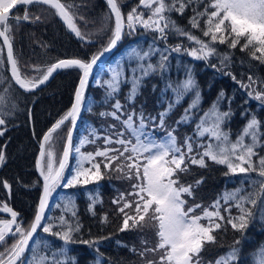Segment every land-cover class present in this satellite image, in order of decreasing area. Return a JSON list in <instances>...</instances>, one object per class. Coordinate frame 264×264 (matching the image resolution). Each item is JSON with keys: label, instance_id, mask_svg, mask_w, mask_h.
<instances>
[{"label": "trees", "instance_id": "trees-1", "mask_svg": "<svg viewBox=\"0 0 264 264\" xmlns=\"http://www.w3.org/2000/svg\"><path fill=\"white\" fill-rule=\"evenodd\" d=\"M119 1L122 2L124 10H126L131 0H116L123 13L124 10ZM96 2L99 5V7L96 6L97 9H102V12H109L106 0H95V4ZM76 5L79 6L78 4ZM194 7H196L195 4L189 5L183 15L175 11L169 15L178 27L207 42L210 37L203 36L201 29L193 28L190 23V18L194 15L192 10ZM197 10L202 11L203 5ZM89 11H91V15L89 12L88 15L94 18L95 11L93 9ZM126 17L124 16L125 24ZM9 23L12 24V21L9 20ZM22 23L25 24V22ZM22 26H16V31L11 29L12 32L15 31L17 33L18 45L14 42L16 40L10 38L14 57L17 59L21 73L23 71L24 74L38 76L39 74L34 69H31L33 66H38L41 72H46L47 68L58 57V54L84 62L89 61L87 59L93 55L92 50L86 47L88 46L89 37L80 40L73 39L68 29L64 26H60L59 29L61 30H54L53 33L50 32L51 30L47 29L46 31L44 27L42 28L43 33H46V44L52 46L49 52L44 51L42 47H34L29 42H25L23 46L21 40L24 38V33L34 32V30H31V25ZM201 27H205L203 19H201ZM95 28L97 34H105L110 31L108 26L102 30L100 27ZM125 28L127 29L126 26ZM128 33H131L130 36L135 34L134 31H129ZM140 34L143 35L140 31L135 35L139 36ZM125 35L126 33L123 37ZM147 36L149 40L148 46L154 50L150 51L152 54L149 57L143 59L144 62H141L145 67L147 66L145 64L156 60V54L161 57V53H163L167 58L172 57L169 54L174 52L171 51L174 44L178 46L182 42L194 43L189 41L187 36L177 35L175 32H171L166 41L159 39V36L153 34V31L148 32ZM170 38H173L171 44H169ZM125 39L127 38H123L121 43L132 42L134 44L137 42L136 39L131 37H128L129 41ZM243 42L244 40L241 38V44ZM212 47L217 51L223 52L230 59L222 63V61L215 60L216 56L212 59L213 54L209 56L208 62L205 60L201 65H198V63L194 64L195 66L198 65L199 70L194 73V77L197 80L194 82L195 87L185 93L178 104L175 103V93L169 85L182 84L188 79L183 74L178 73L183 71L173 69L172 72H164L155 64L156 70L154 72H151L148 76H142L141 64L139 66L135 64L137 68L134 67L132 70L129 68V64L118 61L115 56L108 58V60L97 67L96 72L89 78L84 89L82 115L72 135V150L69 153L68 165L63 173L64 181L60 183L49 197L50 203L45 211V219L42 221V226L47 224L54 226L53 233L61 231L62 228L67 230L68 225H61L60 223L59 218L63 216L72 228L75 229L78 226L79 230L71 233L73 242L65 244L61 237L45 233L41 227L35 234L36 237L33 243L30 242L31 247L36 249L37 254L43 253L44 256L48 257L49 264L53 260L52 253H56L60 260L66 261V264H147L148 259L157 260L159 255L162 254L161 252L159 254L157 252H147L146 256L143 257L139 254L144 251L141 250L142 248L156 247L158 239L154 237V233H150V238H147L142 233L141 236L139 235V232H143L142 228H135L136 232L133 229L120 230L124 215L118 211L121 205L113 203V200L120 198L121 193L125 194L127 200H133V196H127L126 194L133 191L132 184L136 182L134 179L129 180L121 172L105 169L103 163H101V179L90 180L87 184L81 182L72 187H64V182L75 175V170L79 167L80 153H95L96 150H103L106 147H120L115 144L106 145L104 137L112 135L115 131H122L123 126L110 115H100L102 112L111 113L115 111L113 104L116 100H119L123 106L121 120L127 119L128 115L135 113L134 119L139 123V115L143 112L148 124L145 130L159 138L161 134H164L162 132L176 129L175 134L177 135L178 143H180L184 142L185 138L189 136L194 141L201 140L195 135L196 123L199 122V118L213 104L217 103L218 97L223 92L224 96L219 100L218 108L220 111L230 113V116L222 125L223 130L229 133L230 138L234 141L253 116L261 122L260 130L264 133V104L249 97V90L242 88L240 83H238V81H243V83L247 84L249 76H252L257 81L264 80V64L251 57L249 54L250 49L241 51L240 44L233 49L227 43L220 44L216 42L212 44ZM120 48L122 49V47ZM146 50L149 52L148 48ZM217 51L215 54L220 55ZM114 53L118 54V49ZM0 58L4 61L3 64H0V90L6 87V82H10L14 86V95L16 97L14 101L15 109L4 116L6 124L0 125V130L3 131V135H0V154L4 156L3 161H0V201L4 204H11L14 211L20 214L18 217L16 216L18 221L24 224V220L27 221L35 212L41 193L42 182L35 170L40 137L46 131L47 126L61 117L71 105L70 96L76 87L77 70L79 68L70 66L61 69L48 82H45L43 87L34 91H25L11 81L10 64L7 62L6 53L1 43ZM114 71L123 73L119 77V91L109 97L106 81H108V76L111 79ZM226 73H230V75ZM191 74H193L192 71ZM133 76L142 78L134 99L129 100ZM233 76L236 78L235 80ZM254 87L261 89L264 88V84L257 83ZM197 92L200 97L197 107L190 109ZM0 94L4 93L0 92ZM170 102L174 106L165 120V126L161 128L159 127V114L168 111ZM186 109H190V113L193 116L192 121L177 125L176 122L181 120ZM29 111H31V119L28 117ZM150 118H156L155 122ZM113 125H115V128L112 127ZM61 126H63L62 130L52 135L57 139L60 154L62 152V143L69 129L67 122ZM91 133H95V135L93 136ZM126 135L129 134L126 133ZM85 138L90 141L94 140V143L81 144V141ZM202 142H207V135L202 138ZM245 142L250 143V138L245 137ZM261 142L264 143V136L261 137ZM46 145L47 141H43V148ZM76 147L80 148V153L75 151ZM200 150L202 151L203 149ZM256 151L264 155V148L258 147ZM112 154L109 153V155ZM104 159V157H95L92 162L99 163L104 161ZM257 159V157H253L254 162ZM205 160L206 167L190 165L187 172L178 173L181 184L193 186V195L190 197L186 196V198L190 199V203L187 202V204L191 206L201 205L200 213L197 212V214H201L202 208L212 210L211 205L215 201L220 200L221 215L227 217L228 213L224 211L226 205H224L222 199L224 194L239 187H244L250 191L252 189L248 185L241 184L245 174H234L226 164H217L208 158H205ZM117 163L119 162L117 161ZM83 166L90 168L91 163L85 161ZM112 167L114 169L116 164H113ZM248 175L258 178L256 172H250ZM198 180L201 183L197 185L196 181ZM81 181H83V177H81ZM5 184L8 185L7 188L4 186ZM256 188L258 189L259 186L257 185ZM229 203L232 202L230 201ZM66 205L67 207H65ZM246 206L255 213L254 217L249 221L248 227L237 231L230 224L224 222L222 228L215 230L213 233L216 236V242L206 243L200 253L201 264H211L210 260L226 254L232 248L237 249L239 257L234 264H253V253L264 247V219H261L256 208H252L251 205ZM125 211L134 214L132 209H126ZM195 214L193 213V215ZM237 214V209L233 207L232 215L235 216ZM205 221L203 220V222ZM143 228L145 230H154L151 223ZM247 232L251 234V238L245 236ZM135 237L136 239H134ZM140 237H143V240ZM6 238L8 241L11 240L9 236ZM236 241H239V243H236ZM132 249L136 251L134 252ZM21 259L25 261L31 260V251L26 250Z\"/></svg>", "mask_w": 264, "mask_h": 264}, {"label": "snow or ice", "instance_id": "snow-or-ice-1", "mask_svg": "<svg viewBox=\"0 0 264 264\" xmlns=\"http://www.w3.org/2000/svg\"><path fill=\"white\" fill-rule=\"evenodd\" d=\"M107 3L111 13L115 16V27L107 46H104L100 52L94 54L87 62L79 59L60 60L49 66L46 72H41L38 66H33L34 71L39 75L29 78L21 75L17 59L13 54V46L9 36L11 31V25L9 24L10 9L17 8L18 5L25 6L22 18L16 16L15 13L12 14L15 17L16 25L19 26L21 19L28 22L41 20L39 15H30L27 6L34 4L47 5L55 9L56 13L77 37L81 39H85V37L73 23V16L70 14L71 5H66L61 0H0V37H3L4 43L7 45V62L10 64L11 80H14L15 85L25 91H30L48 81L57 69L75 66L82 70L72 109L50 129L44 136V141H48L65 121L70 120L73 126L76 124V118L81 111V104L84 99V89L89 77L93 74L94 67L98 65L101 57L122 39L125 26L130 32L135 31L137 25L145 30L157 32L159 39L163 41L167 40L171 32L187 36L189 41L199 45V48L185 49L189 55L196 59H207L215 54L217 50L212 47V44L218 42L220 44L227 43L233 49L240 44L241 51L250 49L249 54L251 57L264 64V0H139L140 5L148 10L147 15L144 11H137L136 8H133L127 14L126 24L116 0H107ZM192 4H195L196 7L192 9L194 15L190 18V23L193 28H200L203 36L210 37L207 42L178 27L169 15L173 11L183 15L185 9ZM201 5H203V10L198 11L197 9ZM201 19H203L205 25L203 28L201 27ZM241 38L244 40L242 44ZM180 50V46L171 49L175 52ZM151 54V52H146L139 58L143 60ZM229 59V56H224L222 63ZM165 61H167V56L161 53L160 69L165 67ZM3 63V59L0 58V64ZM225 66L227 65L225 64ZM140 68L142 76H148L156 70L151 63L146 67L141 64ZM226 74L230 75V73ZM119 77L120 73L114 71L111 79L106 81L109 97L119 91ZM141 78L133 76L129 100L134 99ZM233 79L236 78L233 76ZM238 83L242 88L249 90V97L264 104V88L257 89L254 87L257 83L264 84V80L257 81L249 76L247 84L243 81H238ZM169 87H172L175 93V103L178 104L184 94L195 87V84L189 76L182 84L169 85ZM0 92L4 93L0 94V109H3L0 110V125H5L4 116L10 114V111L16 107L14 103L16 98L14 86L10 82H6V87ZM223 96L222 92L217 103L213 104L196 123L195 135L201 138L200 141H194L189 136L185 138L183 144H180L175 134L176 129L168 130L165 138H157L145 131L148 124L143 112L139 115V123L134 119L135 113L128 115L127 119L121 120L123 106L119 100H116L113 104L115 111L111 113L102 112L100 115H110L123 126L122 131H115L112 135L104 137L106 145L115 144L120 147H106L103 150H96L95 153L90 152L87 154L80 153L79 147L75 148V151L80 153L79 167L75 170V175L64 182V187H72L81 182L87 184L90 180L101 179V163H103L105 169L121 172L127 179L136 181L132 184L133 191L126 194L127 196H133V200H127L125 194L121 193L120 198L113 200V203L121 205L118 211L124 215L121 231L143 228L149 223L156 229V235L158 236L156 247L145 248L139 254L142 257L146 256L147 252H161L162 254L157 260H148L147 264H201L200 253L206 243L216 242V236L213 233L215 230L221 229L224 222L230 224L237 231L248 227L249 221L255 213L246 205L256 208L261 219H264V179H261L264 178V155L256 151L258 147L264 148V143L261 142V137L264 136V133L260 130L261 122L253 116L233 141L229 133L222 128L225 120L230 116L229 112L220 111L218 108L219 100ZM199 99V93L197 92L190 109L197 107ZM173 106L170 102L168 111L159 114V127L163 128L165 126V120ZM190 109L185 110L184 116L176 122L177 125L192 121L193 116ZM89 110L91 109L89 108ZM150 119L155 122L156 118ZM112 127L115 128V125ZM126 133L129 135H126ZM0 135H3L2 130H0ZM91 135L94 136L95 133H91ZM206 135L207 142L205 143L202 142V138ZM245 137L250 138L251 142L246 143ZM84 143H94V140L90 141L85 138L81 141V144ZM71 150L72 132L69 131L67 147L63 150V159H60L58 167L54 168L52 152L49 151L47 153L48 159L44 160L46 154L43 145L41 146L40 157L43 163L38 161L37 166L44 178V190L38 211L34 221L26 229L16 222L17 213L7 209L11 212L12 220H0V264H18V262L19 264H49L48 257L38 255L36 249L30 245V241L34 239L33 234L41 227L43 232L61 237L65 244L73 242L71 233L78 231V226L75 229L72 228L63 216L59 218L60 223L61 225H68L67 230L62 228L61 231L53 233V225L42 226L48 198L64 181L65 162ZM109 153L113 154L109 155ZM95 157H104L105 159L102 162L93 163ZM253 157H257V161L254 162ZM205 158L217 164H226L234 174H245L241 184L248 185L252 189L250 191L244 187H239L224 194L222 199L224 205H226L224 211L228 213L227 217L221 215L220 200L211 205L212 210L202 208L201 214L193 215L196 208H201L199 204L186 207L187 200L184 197L193 195V186L181 184L178 173L187 172L190 165L206 167ZM3 159L4 156L0 154V161H3ZM85 161L91 163L90 168L83 166ZM113 164H116L114 169ZM250 172H256L258 178L249 176ZM81 177H83V181H81ZM199 183L201 181H196L197 185ZM257 185L259 186L258 189L256 188ZM4 186L8 187L7 184ZM230 201L232 203H229ZM233 207L238 212L235 216L232 215ZM126 209H132L134 214L126 212ZM203 220H206L207 223H201ZM13 224L16 225L14 231ZM9 233L13 238L11 244L6 240V235ZM236 243H239V241H236ZM26 250L32 252L31 260L21 259ZM132 250L136 251L135 249ZM52 256L51 264H66V261L60 260L56 253H52ZM238 258L237 249L232 248L226 254L221 255L215 261V264H234ZM253 264H264V247L253 253Z\"/></svg>", "mask_w": 264, "mask_h": 264}, {"label": "rangeland", "instance_id": "rangeland-1", "mask_svg": "<svg viewBox=\"0 0 264 264\" xmlns=\"http://www.w3.org/2000/svg\"><path fill=\"white\" fill-rule=\"evenodd\" d=\"M85 1H86V3H85ZM61 2L65 3L66 5H71L70 14L73 16V23L76 25L77 29L81 32V34L84 37H87V38L89 37L88 38L89 39L88 40V46H86V47H87V49H91L92 50L93 55L97 54L98 52H100L104 46H107L109 38H110V36L112 34V30L115 27V17L111 13V10H110V7H109L108 4H106V5L108 6L109 12H107V11L106 12L105 11L102 12V9H99V8L97 9L96 8V6L99 7V5L97 4V2L95 4V0L94 1H92V0H61ZM119 3L122 5L121 1H119ZM75 4H78V5L80 4V5L79 6H77V5L75 6ZM118 6L120 7V5H118ZM17 7H18V9L16 8L15 10L13 9L11 12H9V20L12 21V24H10V23L9 24L11 25V29H13L15 31H16V26L17 25H16L15 17L12 14L15 13L16 16H19V17L22 18L23 15H24L25 6L24 5H18ZM27 7L29 8V14L30 15H39L41 17V20L40 21H35V22H28V21H23V19H21L20 24L17 27H20L21 25H23L22 27H25L26 25H28V26L31 25L30 26V28L32 27L31 30H34V32L31 31L30 33L29 32H25L24 33V38H22V40H21L23 46L25 45V42H29V43H31L30 45H32L34 47H38V48L42 47L44 49V51L49 52L52 49V46H48L46 44V42H45V41H47V39H45L46 33H43V30H42L43 27L45 28L46 31L48 29V30H51L50 31L51 33H53L54 30H61V29H59L60 26H62V27L64 26L66 29H68V32L70 33V35H72L71 37L73 39L74 38L77 39V40L81 39V38L77 37L76 34L71 30V28H69L68 25L64 22V20H62L60 18V16L56 13L55 9H52L51 7H49L47 5H43V4H34V5H31V6H27ZM122 8H123V5H122ZM133 8H136L137 11H144L146 15L148 13V10L144 9L143 6L140 5L139 0H131V2L129 4V6L127 7V9L124 10V8H123V10H124L123 13H122L123 16H127V14L130 13ZM90 9H93L95 11L94 18H91L88 15V12L91 15V11H89ZM102 17H103V20H102ZM22 22H25V24L22 23ZM106 26L110 27V31H107L105 33L106 35L105 34H97L96 33L97 30H95L96 29L95 27H100L101 30H102ZM15 31H13V32L10 31L9 36H10V38H13L14 40H16L14 42L17 43V45H18L17 33H15ZM139 31L143 35H141V34L139 36L135 35ZM128 32H129L128 29L124 28V33L122 35V39L118 42L117 47H116L118 49V54H116L117 52L116 53L111 52L110 54L108 53V56L104 60H108V58H111V57L115 56V59H118V61L124 62L125 64H129V68L132 69L134 67L137 68V66L142 64L141 62H144V60H141L139 57L147 52V50H146L147 48L149 49V52L154 50V49L152 47L148 46L149 40H148L147 34H148V32L150 33L152 31L145 30L143 27H140L139 25H137L136 30L134 31L135 34L130 36L131 33H128ZM125 33H126L125 37L127 39H128V37H131L132 39H136L137 42L134 43V44L132 42H126L125 44L121 43L123 38H125V37H123ZM153 34H156V35L159 36V34L157 32H153ZM60 35H62V34L60 33ZM174 38H176V37L174 36ZM127 39H125V40H127ZM172 39L173 38L169 39V44L172 43ZM128 41H129V39H128ZM0 43H1L2 47H3L4 52H5L4 45L1 42V39H0ZM186 43L182 42V44H180V45L178 44V46H180V48H181V50L179 52H175L174 51V52L169 54L172 57L167 58V61L164 62L165 63V67L163 69H161V71H164V72H169L170 71V72H172L173 69H176L177 71H183V72H178V73L179 74H183V76L187 77V78H189V76H190L191 79L195 82L197 80H196V77H194V73L199 71L198 70V65H201L202 63H204L205 60H207V62H208V59H210V57H208L207 59H196V58H194L193 56L189 55L187 53V51H185V49L199 48V45H197L195 43L191 44L189 42H186ZM129 44H131V46H129ZM120 47H122V49ZM173 47H176V45L174 44ZM217 52L220 55L214 54L212 59L216 56V58H215L216 61H222L223 57L226 54H224L221 51H217ZM57 56L58 57L53 61L52 64L57 63V61H60V60L70 59V58H68L66 56H62V55H59V54ZM6 57H7V54H6ZM155 58H156V60H153V62L151 64H153V65L157 64V67H159V65L161 63V57H160V55L156 54ZM90 59L91 58H89L87 60H90ZM196 63H198L197 66L194 65ZM135 64L137 66H135ZM148 64H145V65H148ZM31 69H33V68H31ZM61 69H64V68H60V69H57L56 71H54V74L50 77V79L53 76H55V74L58 73ZM191 71L193 72V74H191ZM77 72H78V78H77L76 82L78 83V80H80L81 76H82V70L79 69V70H77ZM95 72L96 71H94L91 76H93ZM121 73H123V72H120V74ZM21 74L24 75V76H28L29 78L33 77L30 74H24L23 71H22ZM10 75H11V72H10ZM0 78H1V76H0ZM107 78L109 80L110 76H108ZM11 81L15 84L14 80H11ZM77 83H76V87H77ZM41 87H43V85L42 86L39 85L35 89H39ZM76 87H75L74 91L72 92V94L70 96V104L71 105L67 108L66 112L61 117L57 118V120H55L50 125H48L47 129H49L51 126L56 124L57 121L62 119L65 116V114H67L68 110L71 109L72 103L75 102V93H76V90H77ZM82 102H83V100H82ZM81 109H82V104H81ZM28 113H29L28 117L31 119L32 118L31 117V111H29ZM80 114H81V111H80ZM81 115H80V118H81ZM66 122H67V124L69 126V129H70V127H71L70 126L71 125L70 120L65 121V124H66ZM62 128H63V126H61L59 129H57L56 132H54V133H57L58 131L62 130ZM49 131L50 130H47V133ZM145 131H147V130H145ZM162 133H164V134H161L159 136V138H165L166 137L167 132H162ZM66 136H67V134H66ZM66 138H65V140H66ZM56 140L57 139L55 137H53V136L50 137L49 140L47 141V145L45 146V148H43L44 151H45V154H46L45 157H44V160L48 159L47 153L49 151L52 152V154H53L52 159H53L54 168L58 167V161L61 159V154L59 153L60 149L58 148V142ZM65 140L62 143V152H63V146H64V143H65ZM180 144H183V142H180ZM42 145H43V140L41 141V138H40L38 149ZM38 155H39V153L37 154V157H36L37 161L35 163V170H36V164L38 162V159H37ZM58 158H60V159H58ZM39 159L41 161V157ZM41 162L43 163V161H41ZM68 162H69V158L65 162V165H66L65 169H66V167L68 165ZM36 173H37V170H36ZM37 176H38V178L41 181V178L38 175V173H37ZM41 182H42V186H41V190H40L41 193L39 195V198H38V201H37V206H36V209H35V212L33 213V215L31 217H29V219L27 221L24 220V224H22L17 219V217L20 214H17V217H16V222L20 223L21 226L26 228V229L29 228L31 223L34 221V217L36 215V210H37V207H38V204H39L38 202H39V200L41 198V195L43 194L44 182L43 181H41ZM7 197H9V196L7 195ZM184 198L187 200L188 203H190V199L189 198H186V196ZM2 201H4V200H2ZM49 203L50 202H49V198H48V204H47V206L45 208V211L47 210V208L49 206ZM186 207H192V206L190 204H186ZM7 209H11V211H14V209L11 207V204H4L3 202L1 203V201H0V220H5V221H11L12 220L11 212L8 211ZM200 209L201 208H196L195 213L196 214H197V212L200 213ZM44 215H45V213H44ZM201 223H205L206 224L207 221H205V222L201 221ZM15 226H16L15 224L12 225L13 231L15 229ZM39 229L40 228H38L37 231ZM142 230H143V232L137 231V232H139L140 236H141V233H142V235L144 237L150 238V233H154V237L158 239V236L156 235V229L155 228H154V230L153 229L145 230L144 228H142ZM133 231L136 232V230H134V229H133ZM35 234H34V238L36 237ZM137 234H135V235H137ZM139 235H138V237H139ZM8 236L11 239L8 242H9V244H11L13 242V238H12L10 233L7 234L6 237H8ZM245 236L250 237V238L252 237L249 232H247ZM134 239H136V237ZM140 239L143 240V237H140ZM6 240H7V238H6ZM33 240L30 241V242L33 243ZM34 245H36V244H34ZM141 250H144V249L142 248ZM157 253L159 254V252H157ZM31 255H32V252H31ZM38 255L44 256L43 253L42 254H38ZM218 258L219 257H216L213 260H210L212 262L211 264H215V261ZM143 260H146V259H143ZM148 260H150V259H148ZM141 262H142V260H141Z\"/></svg>", "mask_w": 264, "mask_h": 264}, {"label": "water", "instance_id": "water-1", "mask_svg": "<svg viewBox=\"0 0 264 264\" xmlns=\"http://www.w3.org/2000/svg\"><path fill=\"white\" fill-rule=\"evenodd\" d=\"M106 3H107V0H106ZM108 4V3H107ZM9 11H12V9H10ZM113 16H114V14H113ZM115 17V16H114ZM0 39H1V42L3 43V45H4V49H5V53L7 54V45L4 43V40H3V37H0ZM119 42V41H118ZM118 42H117V44H118ZM117 44H116V46H117ZM115 46V47H116ZM115 47H113L109 52H106L102 57H101V59H100V61H98V64L100 63V62H102L104 59H106V57L108 56V53L110 54L111 52H113L114 50H115ZM65 60H71V59H65ZM58 62V61H57ZM97 66H95L94 67V70H95V68H96ZM54 74V72L52 73V75ZM51 75V76H52ZM50 76V77H51ZM49 77V78H50ZM79 83H80V80H78V83H77V89H78V87H79ZM42 85H44V84H42ZM42 85H40V86H42ZM72 105H73V103H72ZM71 109H72V106H71ZM71 109H69L68 110V112L71 110ZM67 112V113H68ZM66 115V114H65ZM80 113L78 114V116H77V118H76V124L73 126L72 124L70 125L71 127H70V129L68 130V132L69 131H71L72 132V135H73V133H74V131H75V129L77 128V124H78V121H79V118H80ZM61 120V119H60ZM59 120V121H60ZM58 122V121H57ZM55 125V124H54ZM54 125L53 126H51L49 129H46V131L42 134V136L40 137L41 138V141L43 140L44 141V136L47 134V130H50V129H52L53 127H54ZM68 132H67V135H68ZM67 137V136H66ZM72 138H73V136H72ZM65 147H67V138H66V140H65V143H64V146H63V150H64V148ZM40 152H41V147L39 148V155H38V161H40ZM61 159H63V152L61 153ZM36 170H37V173H38V175L40 176V178H41V181H43L44 182V178H43V176L41 175V170H40V168L37 166V164H36ZM43 195V194H42ZM42 195H41V197H42ZM40 200H41V198H40ZM40 200H39V204H40ZM39 204H38V207H39ZM38 207H37V210H36V213H37V211H38ZM35 234V233H34ZM34 234H33V237H34ZM22 258V257H21Z\"/></svg>", "mask_w": 264, "mask_h": 264}, {"label": "bare ground", "instance_id": "bare-ground-1", "mask_svg": "<svg viewBox=\"0 0 264 264\" xmlns=\"http://www.w3.org/2000/svg\"><path fill=\"white\" fill-rule=\"evenodd\" d=\"M116 47H117V46H116ZM116 47H115V50H114V52L117 50V48H116ZM104 61H106V60H103V61H102V63H103Z\"/></svg>", "mask_w": 264, "mask_h": 264}]
</instances>
